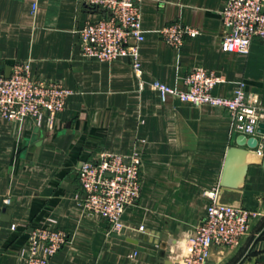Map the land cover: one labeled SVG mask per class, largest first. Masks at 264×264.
Segmentation results:
<instances>
[{"label": "crops", "instance_id": "obj_1", "mask_svg": "<svg viewBox=\"0 0 264 264\" xmlns=\"http://www.w3.org/2000/svg\"><path fill=\"white\" fill-rule=\"evenodd\" d=\"M226 4L143 0L138 77L126 57L99 61L82 54L78 30L105 16L104 9L79 0H0V73L28 61L34 78L72 90L54 118L0 117V264H28L20 256L28 231L46 224L70 236L49 264H178L207 212L206 191L216 186L221 201L259 214L238 246L214 247L209 263L264 264V133L257 135L262 153L256 152L243 187H222L227 151L239 135L228 111L172 95L162 99L151 87L159 79L183 90L184 77L205 67L225 79L215 94L229 96L243 81L264 108V39H252L246 53L224 50ZM174 22L199 34L172 47L159 31ZM135 150L143 159L141 196L123 214L119 234L138 243L110 232L108 221L88 214L76 196L82 161L102 151Z\"/></svg>", "mask_w": 264, "mask_h": 264}, {"label": "built area", "instance_id": "obj_2", "mask_svg": "<svg viewBox=\"0 0 264 264\" xmlns=\"http://www.w3.org/2000/svg\"><path fill=\"white\" fill-rule=\"evenodd\" d=\"M79 1L106 12L105 16L78 30L82 54L99 61L126 57L136 75L141 77L140 44L145 39L143 0ZM221 16L224 50L246 53L252 39H264V0H227ZM159 32L166 43L181 48L185 37L198 35L199 29L174 22ZM224 81V77L214 70L195 67L184 77L183 90L159 79H154L151 87L162 99L172 95L196 106L208 104L225 108L234 132L257 136L259 124L264 122V108L258 99L248 95L243 81L238 82L229 96L215 94V86ZM71 93L72 90L60 82L34 78L30 63L19 61L13 65L9 76L0 73V117L22 120L31 116L38 123L45 115L54 118L65 108ZM257 147L261 154L259 139ZM142 173L143 159L138 151L129 154L102 151L95 159L79 164L81 191L76 196L88 214L101 215L108 221L110 232L119 233L124 227L123 214L128 207L136 205L141 196ZM206 195L210 199L207 212L197 223L178 264H210L213 248L238 246L259 214L256 209L221 201L219 186L206 191ZM5 202L10 203L11 199L8 197ZM143 228L140 226L141 230ZM69 240L65 230L49 224L37 226L28 231L27 243L20 256L28 264H49Z\"/></svg>", "mask_w": 264, "mask_h": 264}, {"label": "water", "instance_id": "obj_3", "mask_svg": "<svg viewBox=\"0 0 264 264\" xmlns=\"http://www.w3.org/2000/svg\"><path fill=\"white\" fill-rule=\"evenodd\" d=\"M6 75L9 76L10 73H7ZM257 131L264 133V122L259 124ZM257 145V136H247L245 134H239L237 136L236 145L230 146L227 151L223 173L220 180V185L222 187L234 189L243 187L248 167L254 162L253 159L258 153L255 150ZM262 163L264 164V157ZM115 235L134 243L139 242L137 239L129 238L119 233H115Z\"/></svg>", "mask_w": 264, "mask_h": 264}]
</instances>
